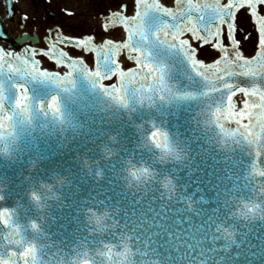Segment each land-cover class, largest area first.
Segmentation results:
<instances>
[{
	"label": "water",
	"instance_id": "1",
	"mask_svg": "<svg viewBox=\"0 0 264 264\" xmlns=\"http://www.w3.org/2000/svg\"><path fill=\"white\" fill-rule=\"evenodd\" d=\"M1 1L0 43L19 52L22 33L41 43L38 33L7 31L18 12L14 0ZM104 25L127 31L113 15ZM83 51L94 67L95 52ZM156 54L172 94L141 100L130 87L126 103L82 70L61 84L0 69V116L8 117L0 128V209H9L12 225L0 219V250L34 244L37 264H264V150L240 135L247 117L240 125L216 120L206 82L180 56L163 46ZM18 86L27 110L16 104ZM137 87L148 92L149 84ZM53 96L58 113L49 108ZM156 130L167 135V149L152 139ZM141 168L147 177L135 179ZM253 204L257 210L248 212ZM93 210L107 212L103 227L90 222ZM126 249L124 259L118 254Z\"/></svg>",
	"mask_w": 264,
	"mask_h": 264
},
{
	"label": "snow or ice",
	"instance_id": "2",
	"mask_svg": "<svg viewBox=\"0 0 264 264\" xmlns=\"http://www.w3.org/2000/svg\"><path fill=\"white\" fill-rule=\"evenodd\" d=\"M10 7V6H9ZM127 5H125V8ZM237 11L254 20V31L258 33L255 54L245 56L239 50L240 41L233 35ZM127 29V39L123 42L105 40L103 44H93V36L86 35L83 38L61 36L59 34L46 35L45 47H37L39 39H33L32 35H20L23 45L21 51H6L0 47V69L5 66L11 71H23L42 78H52L58 83L70 82L75 70L86 72L90 79L94 80L109 95L115 96L127 102L126 93L130 87L135 94L143 100L152 99L156 94L161 96L171 95L172 88L166 79L167 67L164 61L158 58L156 51L163 46L168 53L180 56L198 76L206 82L210 99L217 103L215 118L217 121L226 118L235 120L240 125L241 120L247 117V124L242 125L241 136L257 148L264 150V0H203L194 3L193 0H175V7H167L159 3V0H135V14L125 15L123 11L113 12ZM9 16L12 12L9 11ZM27 20V15L21 18ZM222 25L227 26L226 39L231 41L232 48L225 47L221 41ZM188 33L191 39L185 38ZM32 41V45L29 44ZM196 41L197 44H193ZM73 45L88 52H95L94 67L85 63L84 59L73 58L68 52L58 45ZM210 45L213 49H219V59L212 63H205L198 58V47ZM127 51V58L136 62L135 68L125 71L117 61V56L122 51ZM44 55L59 65H67L70 71L61 76L59 71L42 70L37 67L41 61L38 55ZM119 77L118 84L103 83L108 78ZM246 80L248 86L241 87L234 80ZM147 82L148 92L137 84ZM20 93L17 97V106L27 110V95L23 86H18ZM242 93L249 99H244L243 108L235 111L232 98L235 93ZM151 93V95H148ZM2 98V89H0ZM227 98V104H225ZM2 107V105H0ZM49 108L58 113L57 98L53 96L49 102ZM226 113V115H225ZM7 116H0V128L4 127ZM221 127L223 125L221 124ZM154 142L167 149V135L159 130L152 133ZM257 155H261L257 152ZM138 175L148 174V169L134 170ZM264 175V171L259 173ZM9 209H0V219L4 224H9ZM35 227V225H33ZM18 230V226L14 232ZM22 244L23 241L9 240V245ZM130 250L119 253L125 259ZM112 255L111 252L108 253ZM37 264V249L34 244L28 243L23 251L13 250L12 247L0 250V264ZM82 264H90L85 260ZM116 264V261H113Z\"/></svg>",
	"mask_w": 264,
	"mask_h": 264
},
{
	"label": "rangeland",
	"instance_id": "3",
	"mask_svg": "<svg viewBox=\"0 0 264 264\" xmlns=\"http://www.w3.org/2000/svg\"><path fill=\"white\" fill-rule=\"evenodd\" d=\"M97 0H48V5L45 7L40 5L36 10H34L32 3L30 0H17L18 8L21 14L31 15L33 13L40 12L42 30H38L41 36H45L49 34V29L53 26L56 27L61 33L83 37L86 35L95 36L98 41L97 43H103L104 39H112L113 41L120 42L125 38V30L122 26L116 25L109 29H105L103 27L102 20L108 15L110 10L101 9L100 5H96ZM113 0L108 1V5L110 7V3ZM123 1L127 7L122 9H116L112 12L123 11L125 15H134L135 14V0H118L116 3H120ZM164 6L167 7H175V0H159ZM125 6L121 4H115L111 6L118 7ZM44 11V16L42 17V13ZM48 12H53L55 14L54 20H49L45 18V14ZM48 17V16H47ZM236 25L238 28L240 26H245L244 30H238L236 39L240 41L239 50L243 55L252 56L255 53V45L257 40V32L254 31V23L252 19H250L247 15L238 12L237 14V22ZM26 31L29 32H37L36 26H33L31 22L28 20L25 24ZM47 29V30H46ZM46 30V31H45ZM45 31V32H44ZM193 44H197V42H193ZM44 47V43L42 44ZM68 51L75 56H79L80 52L75 48H67ZM219 51L217 49H213L210 45H206L203 47H198V57L203 59L204 61L211 62L216 59ZM220 54V53H219ZM83 57H86L92 63V55H88L83 53ZM44 60V64L47 68L52 69L53 71H60V67H56L55 63L50 62L44 56L41 58ZM120 61L122 62L125 69H128L135 65L134 62L129 60L126 57H121Z\"/></svg>",
	"mask_w": 264,
	"mask_h": 264
},
{
	"label": "flooded vegetation",
	"instance_id": "4",
	"mask_svg": "<svg viewBox=\"0 0 264 264\" xmlns=\"http://www.w3.org/2000/svg\"><path fill=\"white\" fill-rule=\"evenodd\" d=\"M15 1V4H16V6L18 5V2H17V0H14ZM108 1L109 0H97L96 1V5H100V7H101V9H107V10H110L109 12H111V11H113V10H116V9H122V8H124L125 6H122V7H120V5L118 6V7H116V6H111V5H113V3L115 2V4H123V5H125V3L123 2V1H121L120 3H116V1H118V0H113V1H111V3H110V7H109V5H108ZM120 1V0H119ZM30 2L32 3V5H33V8H34V10H36V8H38L40 5H43V6H47L48 5V0H30ZM17 8H18V6H17ZM18 10H19V8H18ZM3 11V5L0 3V13ZM39 13L40 12H37V13H33V14H29L28 13V15H27V20H24L23 22L24 23H26L28 20L31 22V24L33 25V26H36V28H37V31L39 30H42V20H41V18H40V15H39ZM19 14H21V12H20V10H19ZM44 16V11H43V13H42V17ZM48 16V17H47ZM45 18H48L50 21L51 20H54L55 19V14L53 13V12H48V14H45ZM8 29H15V30H17V29H19L20 28V26H19V19H17L16 18V20L14 21V22H9L8 24ZM42 26V27H41ZM54 27V26H53ZM53 27L52 28H50L49 30H50V32L52 31V29H53ZM47 30V29H46ZM45 30V31H46ZM38 31V32H39ZM44 31V32H45ZM52 33V32H51ZM53 34V33H52Z\"/></svg>",
	"mask_w": 264,
	"mask_h": 264
},
{
	"label": "clouds",
	"instance_id": "5",
	"mask_svg": "<svg viewBox=\"0 0 264 264\" xmlns=\"http://www.w3.org/2000/svg\"><path fill=\"white\" fill-rule=\"evenodd\" d=\"M132 175H133V177L135 179H139L142 176L147 177L148 174H146V175H138L137 173L133 172ZM257 207H258L257 205L253 204L251 206H246V209H247L248 212H255L257 210ZM106 216H107V212L106 211L102 212V213H97L95 210H93L91 212L89 220H90V222H95L98 227H103L104 226L103 225V221H104ZM85 260H87V259H85Z\"/></svg>",
	"mask_w": 264,
	"mask_h": 264
},
{
	"label": "bare ground",
	"instance_id": "6",
	"mask_svg": "<svg viewBox=\"0 0 264 264\" xmlns=\"http://www.w3.org/2000/svg\"><path fill=\"white\" fill-rule=\"evenodd\" d=\"M8 31L12 34L15 35L17 33V30L15 29H8Z\"/></svg>",
	"mask_w": 264,
	"mask_h": 264
}]
</instances>
